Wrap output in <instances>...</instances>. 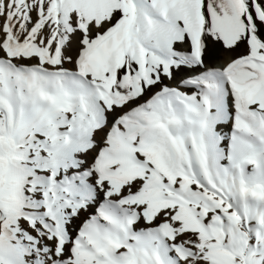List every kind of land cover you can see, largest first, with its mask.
I'll return each instance as SVG.
<instances>
[{
  "label": "snow or ice",
  "instance_id": "snow-or-ice-1",
  "mask_svg": "<svg viewBox=\"0 0 264 264\" xmlns=\"http://www.w3.org/2000/svg\"><path fill=\"white\" fill-rule=\"evenodd\" d=\"M0 264H264V0H0Z\"/></svg>",
  "mask_w": 264,
  "mask_h": 264
},
{
  "label": "bare ground",
  "instance_id": "bare-ground-1",
  "mask_svg": "<svg viewBox=\"0 0 264 264\" xmlns=\"http://www.w3.org/2000/svg\"><path fill=\"white\" fill-rule=\"evenodd\" d=\"M223 59H227V57H222V60L218 63H222ZM167 83H171V82H167Z\"/></svg>",
  "mask_w": 264,
  "mask_h": 264
}]
</instances>
